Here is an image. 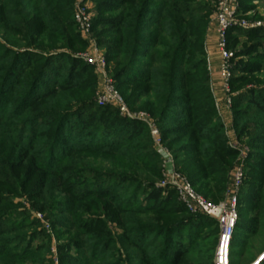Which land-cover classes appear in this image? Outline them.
<instances>
[{
  "label": "rangeland",
  "instance_id": "374dc122",
  "mask_svg": "<svg viewBox=\"0 0 264 264\" xmlns=\"http://www.w3.org/2000/svg\"><path fill=\"white\" fill-rule=\"evenodd\" d=\"M110 1L112 0H84L83 2L94 21L108 20L116 16L113 13L114 5ZM179 3L183 8L180 10L186 11V14L207 19L204 45L209 27L213 25L212 19L217 0H208L206 4L192 0H179ZM208 10L211 11L210 14L206 13ZM164 12L167 11L164 10ZM237 17L238 22H243L246 27L241 28L240 33L231 32L227 40L228 51L231 54V80L235 82L233 83L235 91L232 92V96L242 98L241 96L245 97L246 91L253 89L257 93V98H264V41H254L248 37L255 30L264 32V0H242ZM22 18L20 16L21 20ZM100 30L102 29L99 26L94 27V31L91 30V37L95 43L91 46L93 48L80 37L76 30L75 33L85 43V47L69 51L61 49L59 44L48 40L47 48H52L50 49L52 51L50 54H45L39 50L41 47L25 48L19 44L12 45L17 38L13 34V27L5 29L3 25H0V59H3L5 55L8 56L9 53H28L15 61L20 65V71L14 76L11 86H5L9 103L12 99L17 101L14 110L6 109V98L3 101L0 98V264H166L168 255H171L172 250L167 249L162 243L158 232L172 226L181 217L174 215L173 212V208L178 207L180 202L174 196L168 204L161 207L158 214L149 210L141 211V209H150L145 201L147 187L152 184L154 188L159 189L160 184L165 180L166 173L172 171L190 184L195 162L184 159V163L177 166L176 162L190 157L191 154H182L180 152L183 149H179L175 151L174 157L173 149L167 144L168 141L160 143V147L157 145L155 140L160 142L163 129L155 126L152 119L147 116L151 125L157 130V136L153 137L147 124L136 119L135 116L148 114L129 108V103L134 96L133 88L126 86L121 79L114 78L115 70L112 65H106V74L114 91L122 99L128 114L122 116L108 103L103 106L98 105L102 88L101 77L96 75L94 67L82 58L94 49L99 50L105 57V50L99 44L100 40H104ZM251 48H254L252 51L255 53L249 51ZM246 50L249 52L247 53ZM57 53L67 54L74 61L83 63L86 68L82 71L81 76L84 77L80 88L72 91L69 96L66 94L69 107L62 108V112L67 110L74 112L70 115L68 124L64 126L62 139L55 142L56 158L49 162L44 158L45 153L38 147L41 142L32 141L28 146L27 139L33 132L36 135L39 134L38 132L43 130L40 127L49 121L50 115L59 110L56 107L57 103L51 102L48 105L38 100L45 90L41 87L45 82L49 86L62 82L63 76L46 75V80L36 81L28 98L24 99L14 96L13 87L20 79L22 70H26L29 66L26 72H35L42 66L43 58L48 60L50 56H55ZM10 60V57H6L4 63H10ZM196 61L193 59L192 62L195 64ZM61 64L63 68L69 66L67 59H64ZM45 72L49 73V69ZM67 73L64 72V75L69 80L71 73ZM91 77H94L93 81L89 79ZM239 80L243 83H238ZM2 95L3 92L0 90V97ZM88 104L96 105L98 108H111V112L122 119L144 124L152 139V148L150 146L143 155L135 151L130 155L127 153L128 149H120L117 153L110 155L89 150L90 142L87 141L89 143L85 145L83 139L73 135L72 131V127L80 121L78 117L84 111L79 108H84ZM245 107L246 103L242 100L241 108ZM169 110L166 117L173 123L166 122L164 128L173 131H171L172 135L165 132L164 134L167 138L169 136V140L172 138L178 140L176 138L182 137L179 131L185 130L186 127L178 125L176 123L178 121L174 120L185 118L187 114L184 107ZM254 112L253 116L244 120L243 123H249L250 127H247L243 133H237L234 127L232 130L225 127L216 111L208 115L209 123L205 122L201 127L202 136L209 132L214 139L213 133L221 125V131L217 136L222 137L225 146L234 154V157L228 160L220 157L218 168L212 169L215 179L220 178L224 181L222 193H215L214 196L205 198L192 188L197 195L209 203H223L229 198L233 189L234 176L239 170L241 185L238 190L237 218L239 225L244 224L243 226L250 225L251 217L249 216L253 215L247 212L252 211L248 191L255 188L264 196V174L262 173L264 163L258 161L255 155L258 144L264 142L262 139L264 138V109L263 112ZM232 114L233 112H231L233 120ZM16 118L18 126L6 129L4 124H9L10 119ZM18 130L19 135L16 137L15 132ZM37 136L39 138L42 135ZM20 139L23 142L22 147L18 144ZM166 154L172 160V165L164 169L163 161ZM30 161L43 166L46 171L48 168L55 170L57 175L48 176L44 171L42 174H34L32 170H25L24 167L28 166ZM221 169L223 171L220 173ZM250 178L254 180L251 189L246 187L250 184L248 183ZM215 186L218 185L211 184L208 190L216 189ZM200 215L216 221V215ZM152 230L158 232L154 233ZM193 232L195 233L191 240L181 241L190 250L186 264H205V254L208 250L206 240L214 235L215 230L209 226ZM245 240L249 250L243 251L240 248L236 252L238 254L243 252L244 258L254 257L253 260L250 259L251 261L248 259L246 264H255L264 254V239L249 234ZM135 243L142 246V250H138Z\"/></svg>",
  "mask_w": 264,
  "mask_h": 264
},
{
  "label": "trees",
  "instance_id": "16d2710c",
  "mask_svg": "<svg viewBox=\"0 0 264 264\" xmlns=\"http://www.w3.org/2000/svg\"><path fill=\"white\" fill-rule=\"evenodd\" d=\"M192 1H200L202 4L208 2V0ZM110 3L114 5L113 13L116 16L108 20H92V30L94 31L96 26L102 29L100 35L104 37V40H100L99 44L105 50L106 65L114 67V78L121 79L122 83L133 88L134 96L129 103V108L138 109L148 114L147 116L152 119L155 126L172 135L171 131L173 130L164 128V124L170 121L166 115L170 111L169 109L176 107L182 109L184 107L187 116L179 118L180 120H174L178 121L176 122L178 125L186 127L185 130L179 131L182 137L176 138L178 140H174V138L169 140V136L168 138L165 137L164 132L161 131L160 143L168 141L167 144L173 149L174 157L175 151L179 149H183L180 152L182 154H191L190 157L182 158L176 163L177 166H180L184 163V159L195 162V167L192 168L193 176L190 178V184L194 190L196 189L205 198L214 196L215 193H222L224 190L222 182L224 183V181L220 178L215 179L212 169L218 168L220 157L228 160L233 158L234 154L225 146L222 137L217 136L221 131V125L213 133L214 139L209 132L202 136L201 128L203 123H209L208 115L215 111L213 99L208 89L203 45L207 19L181 11L180 8L182 7L179 0H112ZM74 5V0H0V25H3L5 29L13 27V34L17 38L12 45L19 44L25 48L41 47L39 50L45 54H50L52 48H47V46L48 40H51L59 44L61 49L69 51L75 48L81 49L85 47V43L75 33ZM206 13L210 14L211 11L208 10ZM20 16L23 17L22 20ZM145 19L146 22H144ZM233 31L240 33L241 29H231L228 33V40ZM248 37L254 41H264V32L255 30ZM253 49L251 48L249 51ZM252 52L255 53V51ZM26 55L28 53L25 52L23 54L9 53L8 56L5 55L3 59H0V90L3 92L0 98H2L1 101L6 98V109L12 111L17 101L12 99L9 103L5 86H11L14 76L20 71V65L16 64L15 61ZM6 57L13 59V62L11 63L10 60V63H4ZM49 58L48 60L43 58L41 60L42 66L35 72H26L29 70V66L26 70H22L20 79L13 87L14 96H18L20 99L28 98L36 81L46 80V75L63 76L62 82L53 83L51 86L45 82L44 86L41 87L42 90L45 88L44 93L38 98L43 104L45 102L47 104L57 103L56 107L59 110L56 113H58L69 107L67 96L80 88L84 77L81 76L82 71L86 66L74 61L64 53H57ZM64 59H67L69 63L67 68L62 67L61 62ZM193 59L197 60L195 64L192 62ZM46 69H49V73L45 72ZM64 72L71 73L69 80H67ZM89 79L93 81L94 77ZM233 83L235 82L231 80V93L235 91L233 90ZM238 83L241 84L243 81L239 80ZM244 95L245 97L241 96L242 98L238 96L231 98L233 127L237 133H243L247 127H250L249 123L244 124L243 122L253 116L254 111L263 112L264 109V98H257V93L253 89L246 91ZM242 100L246 103L245 108H241ZM97 108L98 106L93 104L79 108L84 110L83 114L79 117L77 115L80 121L72 127L73 135L82 138L85 145L90 142L89 150L94 153L101 152L110 155L117 153L120 149H128L127 153L130 155L134 154V151L143 155L145 151L150 149V146L152 148L153 142L144 124L122 119L111 112V108H98L100 110ZM251 108L254 111H251ZM68 111L50 115L49 121L40 127L43 130L38 132L37 135H42L39 138L34 132L28 136V146L31 145L32 141L41 142L38 147L45 153L44 158L49 162L56 158L55 142L62 139L64 126L68 124L67 121L74 112ZM17 123L18 119L16 118L15 120L10 119L9 124L4 125L9 130L18 126ZM169 123L172 124L173 122ZM19 130L15 132L16 137L19 135ZM18 144L22 147V139L19 140ZM258 146L255 152L256 159L264 163V142ZM154 156L156 157L155 154ZM24 169L32 170L34 174H42L44 171L45 175L48 176L57 175L55 170L48 168L46 171L43 166L33 164V161H30ZM219 171L221 173L223 170ZM262 173L264 174V168ZM253 181L250 178L248 182L250 184L246 187L251 189ZM213 183L218 185L215 186L217 188L208 190ZM146 191L147 198L145 201L150 209H141V211L149 210L158 214L164 204H168L174 196L176 197L173 189H156L152 184L147 187ZM248 199L252 211L248 210L247 212H251L253 215L249 216L251 217L249 226L239 225L237 221L230 246V264H246L248 261L249 257L244 258L243 252L238 254L236 251L240 248L243 251L249 250L245 240L249 234L264 239V196L254 188L248 191ZM173 212L174 215L181 217L172 226H169L170 228L166 227L159 232L152 230L154 233L158 232L159 238H162V243L166 245L167 249L172 250L171 255H168L166 264H186L190 250L181 241L183 239L191 240L195 233L193 231L209 226L213 227L215 233L206 240L208 250L205 254V264H212L218 235L217 222L200 214L189 213L181 203L178 207L173 208ZM174 229L175 232H173ZM135 247L142 250V246L138 243H135ZM253 258L250 259L253 260ZM250 259L249 261H251ZM258 264H264V257Z\"/></svg>",
  "mask_w": 264,
  "mask_h": 264
},
{
  "label": "built area",
  "instance_id": "2783aa9c",
  "mask_svg": "<svg viewBox=\"0 0 264 264\" xmlns=\"http://www.w3.org/2000/svg\"><path fill=\"white\" fill-rule=\"evenodd\" d=\"M84 0H75L73 9V20L76 30L80 37L86 41L90 47L93 46L92 40V16L88 12ZM242 0H217L213 13V26L215 33V47L218 53L217 76L220 84V89L224 97L225 104L231 106L232 93L230 90L231 81V54L228 51V33L233 28H245L243 22H238V10ZM93 48V47H91ZM95 69L96 75L101 77L102 88L98 105L103 106L108 103L116 108L122 116L128 114L127 109L111 86L110 79L106 74V62L104 56L99 50L94 49L90 54L84 55L82 58ZM137 120L147 124L153 137L157 136V130L151 125L147 115L140 114L135 116ZM160 147L159 140H155ZM172 165V160L166 154L163 161V167L166 169ZM168 171V170H167ZM241 185V174L238 170L233 180V189L230 192L229 198L218 204H212L197 195L191 185L181 176L174 172L165 174V180L160 184L159 188H171L174 190L178 201L191 214H209L216 215L218 225L217 242L214 249L212 264H230V246L232 237L238 221L237 218V202L238 190ZM264 257V254L258 259L255 264Z\"/></svg>",
  "mask_w": 264,
  "mask_h": 264
},
{
  "label": "crops",
  "instance_id": "0c3cea01",
  "mask_svg": "<svg viewBox=\"0 0 264 264\" xmlns=\"http://www.w3.org/2000/svg\"><path fill=\"white\" fill-rule=\"evenodd\" d=\"M204 55L206 58V72L208 77V89L213 99V105L217 112L221 123L232 130V109L224 102V97L220 89V84L217 76L218 53L215 47L214 26L211 25L205 37Z\"/></svg>",
  "mask_w": 264,
  "mask_h": 264
}]
</instances>
